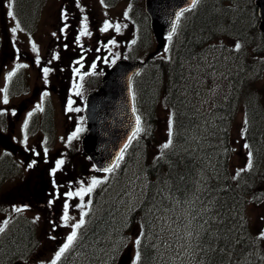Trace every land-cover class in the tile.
<instances>
[{
    "label": "rangeland",
    "instance_id": "obj_1",
    "mask_svg": "<svg viewBox=\"0 0 264 264\" xmlns=\"http://www.w3.org/2000/svg\"><path fill=\"white\" fill-rule=\"evenodd\" d=\"M8 0H0V7L3 5V2L7 4ZM31 1V0H29ZM230 1V0H227ZM236 3V8L231 9L230 11H226L225 15L230 19L232 22V27L234 29L243 28V26H246L247 19L242 14H239L238 10L245 9V4L243 0H233ZM233 2V3H234ZM29 3V2H27ZM32 3V2H31ZM62 8L65 9V13H61V11H58L59 6L63 5ZM71 5L73 8L76 9L78 14L77 21V27L80 33V30L82 28L83 23H87V30L90 33V35H84L81 36V39H84L86 41L91 40L94 41L98 36L100 37L99 41H102V45L99 48V52L97 53H90L87 56V62L86 65L93 63L95 65L100 64L103 65L107 61H109L112 57H114L116 54H123L125 53L131 44V40L133 36L130 34L129 29L127 27L126 21L122 18V15L120 14L124 8V2H119L116 6L106 8L102 5L101 0H42L41 6L43 5L44 8L40 6V10L37 13V19L36 22L32 24V52L33 54H45L46 52V45L51 41V37L58 39V30L60 27V18H64L65 20H69V22H72L73 19L71 18L72 13L68 12L65 6ZM32 6V5H31ZM238 7V8H237ZM27 11V9H25ZM243 16V17H242ZM4 18V17H3ZM12 20H15L11 18ZM10 17L6 15L4 21H8L7 26L5 25V29H7L8 35L10 38H13V33L11 31V26L9 24ZM107 20L112 27H110L107 31H101L100 29L104 26V21ZM245 23V24H244ZM116 25L120 26V30H116ZM1 24H0V38L2 36L1 31ZM221 31L223 30L220 29ZM248 31V30H247ZM97 33V34H96ZM55 34V35H54ZM123 35L124 40H118V37ZM250 35V34H249ZM63 40V39H62ZM219 44L214 43L213 47H215V51L220 52L219 49L224 50L227 47H235L236 43H234L232 40L222 37L219 38ZM109 41H114V43H109ZM33 44L36 46V51H33ZM174 47V46H173ZM168 55V52L165 54H161L159 57L162 59V61H165L164 58ZM220 56L223 58V60H219L218 58V64L222 63L224 60L228 64H235L237 61V57L234 56V58L228 53V52H221ZM204 57V55L202 56ZM192 66L188 67L190 69V72H198L196 79L189 78L187 80V84H190V91L186 92L185 95H181V98L184 99V103H186V99L188 97L191 98L193 101V104L191 103V106L195 109L194 113V122L191 126H185L180 127L178 130L179 138L181 142H185V145L189 148L186 150H191L193 155L201 160V164L204 166V168L208 169V172L206 173L201 171L198 173L199 183L201 179L203 181L207 180V178L212 174L214 176L213 172H210V169H215L218 162H222L221 160V154L225 150L227 151L226 157V164L230 170V172L240 170L244 167L245 164L248 163V151L244 147V139H243V119H242V113L236 112L235 115L232 116V118H226V114L222 110H217L214 107L215 102V96L219 93L220 89L216 85V80L213 79L209 75V71L205 70L204 72L201 71L202 63L197 62V60L192 59L191 62ZM92 64V66H93ZM35 68H32L31 73H36L38 71L37 68V61L34 62ZM241 65V62H240ZM13 66L6 68L2 74L1 79H4V76H6L11 70ZM77 69V68H75ZM207 73V74H206ZM216 73V71L212 72V74ZM77 79L80 75L79 72H74L73 74ZM160 75V74H159ZM37 76V75H36ZM35 76V78H36ZM156 80L158 82L155 87H152L153 82L152 79L149 77L144 85L149 86V89H156L158 85L162 84L160 82V78L158 75L156 76ZM159 80V81H158ZM28 81L34 84H38V82L33 81V78H28ZM183 83L179 85L170 84L171 88H176L177 91L180 92V86H182ZM163 86V85H162ZM257 86L259 92H261L264 96V72L260 75V77L257 80ZM81 88L79 85L78 89ZM78 89L75 91L74 95L78 96L81 94V91H78ZM158 93V92H157ZM244 96H241V94H226L227 99L232 100V103L234 104L238 100H243L242 97H245L246 100L250 101L254 99V94L250 93L249 90L245 89ZM160 92L158 93V104H156V110L155 115L158 118L156 125L152 128V133L150 136V140L153 143L152 150H158L160 147H162L163 144H165L168 141L169 138V120L170 117V104L163 101L162 98H160ZM262 96V97H263ZM239 97V99H238ZM143 100V99H142ZM147 101L146 99H144ZM218 103L222 108L225 107V103L220 98L218 100ZM239 103V102H238ZM184 109V108H183ZM185 110V109H184ZM183 110H180V113H182ZM58 116V113L56 114ZM191 120V119H190ZM189 120V122H190ZM143 129H145V126L143 125ZM212 130H216L212 135L210 132H213ZM173 134L172 131V121H171V135ZM140 133L138 134V137L140 138ZM223 136L225 138L223 139ZM225 141L224 147L218 146L214 141ZM262 143V142H261ZM210 146L209 148H206L207 146ZM179 148H181L178 145ZM206 148V149H205ZM184 149L183 147L180 149ZM131 154L134 157V160L132 161L133 164L130 167H125V163L120 168V173L115 172L109 175H105L104 173L98 175L95 180L101 181L104 180V182L109 186L108 189L110 190V193L115 195L117 193H120L122 197L120 198L121 201H129L128 205L123 209L122 206H119V212L123 214V216H126V211H133V206L138 201L139 197L142 196L144 190V183H145V177L143 170V162L141 160L144 159L145 161H150L149 156H154L156 153L151 152L149 155H139L138 151H132ZM205 154L209 155L206 156ZM219 154V158L217 156ZM262 161H264V151L262 150ZM31 175V173H30ZM120 175V178H119ZM31 176L29 177L28 181L30 180ZM215 178V176H214ZM222 178V177H221ZM217 181H219V178H215ZM219 179V180H218ZM15 180L13 177L7 182L13 183ZM217 183V182H216ZM98 184V183H97ZM89 182L85 180L82 183L81 189L86 190L89 186ZM13 186H10L7 190L12 191ZM197 192V191H196ZM257 192L256 197H252V194L249 193L246 195L245 198V207H244V219L246 223L248 224V227L250 231L255 234L259 238V248L260 252L262 253V256L264 258V238H261L260 233L264 231V212L262 209H264V179L262 178L260 181L259 188L257 187V191L252 190V193ZM0 196L5 198L7 201L6 203H16L18 205H30V200L27 197H14L13 195H6L3 194V189L0 190ZM199 199V197H198ZM242 200H244L242 198ZM195 202V203H194ZM88 203V193L87 191H84L82 195H77L75 197L71 198V204L69 206L68 212V220L65 222L61 217L57 219L56 227L57 230H54V239L55 238H62L65 239L66 236L70 233L72 230V225L75 223H78L80 220V213L82 211L86 210ZM119 203V199L117 200V204ZM193 203V204H191ZM197 204L196 198L194 197L190 201H185L183 203H177L175 213V216L170 215H164L163 213L159 214L158 217L160 219L154 221V223H151V225L148 224V227L151 228V230L154 231L156 235L159 236L158 232L163 235V237L168 241L172 240L173 243L169 245L167 242L161 241L159 242L161 245V248L159 250V258H158V264H200L197 256V251H199L200 255L202 256V251L207 254L209 250V245L202 244L200 241V238L196 239V236L198 235V231L202 228L203 233L205 232V223H200V220H194L195 216H202L203 221L206 220L209 216L208 215H202L203 209L201 207L198 208V212H192L191 214L187 215L188 212H191L192 208ZM15 207L12 206V210H14ZM34 214L38 215L40 219L43 220V214H40L38 210L33 209ZM182 213H181V212ZM77 214V216L75 215ZM180 213V216L178 215ZM201 213V214H200ZM242 217V216H241ZM5 216L0 215V226L2 225V222L5 221ZM19 218L25 219L24 213L21 212L19 214ZM243 218V217H242ZM210 220H213V217H210ZM118 223V219L116 220ZM124 223V222H123ZM122 221L119 223V227H115V234L113 233L114 228L109 227L107 228V237H108V246L107 251H118V254L116 255V264L122 254H127L130 256L134 255L135 251V241H136V234L134 231L130 232V236L126 237L125 234H123L122 238L118 236V228L121 230L123 229ZM61 228L63 231H59L58 229ZM109 230V232H108ZM191 233V235H189ZM41 236H43L42 232L40 231ZM20 236H16L13 244L17 242V240L20 239V241L23 240L25 237L24 234L19 233ZM165 243V244H163ZM196 243V245L194 244ZM194 244V246H193ZM47 249V248H46ZM107 253V254H106ZM108 252H105V258L103 253V260L98 261L99 264H107L105 263L107 259ZM96 257V256H95ZM264 260V259H263ZM96 263V262H95Z\"/></svg>",
    "mask_w": 264,
    "mask_h": 264
},
{
    "label": "trees",
    "instance_id": "obj_2",
    "mask_svg": "<svg viewBox=\"0 0 264 264\" xmlns=\"http://www.w3.org/2000/svg\"><path fill=\"white\" fill-rule=\"evenodd\" d=\"M233 2V0L227 2L225 0H198L195 7L186 11L185 14H188L189 17L185 20L186 24L184 25L185 27L183 26L182 32L174 37L176 42H179L175 47L173 55L169 51L166 61H162L161 59V61H157L154 65L150 64L148 71L145 73L144 80L138 84L139 90L146 95L145 99L147 102L144 106L149 107V111L153 106L158 87L161 85L168 87L173 102L177 98H180L181 95L183 96L186 92L190 91V84H187V80L189 78L196 79L198 74V72H190V69H188V67L192 66V63H190L192 59L203 64L199 72L208 70L209 75L217 80L216 82L219 85L222 83V80L225 81V88L229 92H237L239 89L240 93H242L243 90L253 85L254 89L258 88L257 80L264 69V41L255 28V10L250 0H243L245 9L238 11L239 14L243 13V16L247 19L246 26L236 30L232 27L230 19L225 15L226 11L236 8V3ZM32 4H35L34 0H32ZM132 4L133 0H131V7ZM135 4L140 6V0H135ZM139 13L144 19L143 40L148 43L151 37L147 27L146 16L142 13L141 8ZM222 28L223 34L228 39L234 43H236V40L241 43L239 49H234L235 47L231 46L224 50L219 49L220 52L215 51L216 48L213 47V44H219L218 39L221 38L222 32L220 29ZM171 43H174V39L171 40ZM221 52H228L233 58L236 56L238 59L235 64H228L224 60L222 63L216 65L218 58L219 60H223L220 56ZM203 55L204 57H202ZM214 71L216 73L212 74ZM157 75L162 84L158 85L156 89L151 90L149 86L144 85L145 79L147 81L150 77L153 82L152 87H155L158 84L156 80ZM181 83L183 84L180 86V92L177 91V87H170V84L179 85ZM243 103L246 110V118L249 120L246 131L250 143L255 146L254 144H258L260 141L258 139L259 134L263 133L264 107L257 100V97L251 100V102L243 100ZM177 104L178 112H180L183 104L178 100ZM223 110H228V106H225ZM182 113L178 115L183 117L184 124H187L189 118H187V115L183 116ZM140 151H144V149L139 150V153ZM143 154L145 153L143 152ZM143 165L146 170L148 183L139 208L148 223H154L155 218L159 216L160 213L156 211L157 207L169 206L170 202H173V198L183 203L194 193L200 199V195L206 187L215 185L214 190L218 193H213V190L206 202L210 204L209 212H205L206 215L209 213V217L207 218L209 220L205 222L206 228L201 243L209 245V250L207 254L202 251L204 264L233 263L248 251L249 248H252L254 242L244 233L245 228L240 214L242 211V195L247 191H251L256 183V175L253 172L239 173V176L236 177L237 180L233 181V185L227 182V176L224 180H219V182L215 178H212L207 182L205 187L201 190H196L198 184L195 186V183L197 182L198 169L201 167V160L196 158L191 151L180 150L178 147L171 148V150L169 149L164 153L161 159L157 158L155 161H145ZM219 167L221 176H225L226 173L222 162H219ZM108 211L111 210L109 209ZM150 212H153V214ZM170 215L175 216L176 214ZM178 215L180 216V214ZM113 217L114 211L112 210L110 214H105L95 224L96 226L94 225L96 232H89L87 235L90 241L97 242L100 245L101 240L107 236L106 231L110 227L109 224ZM210 217H213V220H210ZM148 236L147 233H144L141 237L138 251L139 258L135 264H158L159 250L157 246L163 240L158 239L156 244L151 245ZM7 242V240L4 241L2 245H5ZM17 242L20 244V239Z\"/></svg>",
    "mask_w": 264,
    "mask_h": 264
},
{
    "label": "water",
    "instance_id": "obj_3",
    "mask_svg": "<svg viewBox=\"0 0 264 264\" xmlns=\"http://www.w3.org/2000/svg\"><path fill=\"white\" fill-rule=\"evenodd\" d=\"M144 2L150 18V27L158 42L155 50L157 52L164 45V35H168L173 23L177 22L176 13L191 6L192 0H144ZM254 2L260 16L258 28L264 33V0H254ZM142 64L138 61L125 60L114 62L104 70L98 93H101V90L102 92L110 90L109 93L115 91L119 94L120 86L126 85L132 73L138 71ZM121 92L116 96L124 97L127 92L130 94L128 85L126 91L121 87ZM100 108H96L93 104L87 105L86 117L89 129L83 137L82 144L96 168H110L131 132L135 130L137 122L132 107L130 112L123 114L124 119L114 117L110 109H105V113H99Z\"/></svg>",
    "mask_w": 264,
    "mask_h": 264
},
{
    "label": "snow or ice",
    "instance_id": "obj_4",
    "mask_svg": "<svg viewBox=\"0 0 264 264\" xmlns=\"http://www.w3.org/2000/svg\"><path fill=\"white\" fill-rule=\"evenodd\" d=\"M77 2H78V0H77ZM197 2H198V0H192V7H195V5L197 4ZM187 9H182L180 12H177L176 13V21L178 22L179 21V19H180V17L182 16V14H183V11H186ZM7 15H8V17H11V18H13V19H15V17H14V13H13V10H12V3H11V0H9V4H8V11H7ZM125 16H127V12L125 13ZM20 26H19V24L17 23L16 24V26L14 27V28H12L11 29V31L13 32V33H15L16 32V30L19 28ZM67 27V25H65V28ZM110 27H112V25L107 21V20H105L104 21V26L100 29L102 32L103 31H107ZM176 27H177V24L176 23H173V25H172V30H171V32L169 33V40L171 39V37H172V34L176 31ZM116 30L117 31H119L120 30V26L119 25H116ZM62 31H63V29H62ZM55 35V34H54ZM84 35H90V33L88 32V30H87V23H83L82 24V28H81V30H80V33H79V35L76 37V39H77V41H79V39H80V37L81 36H84ZM109 43H114V41H109ZM237 49H239L240 48V44L239 43H237L236 44V46H235ZM166 51H167V49H165ZM33 51H36V46H35V44H33ZM53 59H56V57L54 56L53 57ZM37 63H39V57L37 56ZM19 67H26V65H17V68H19ZM93 67H95V64H93ZM15 71H16V69H13V71L12 72H10V73H8V78H11V76H13L14 74H15ZM43 72H44V75H45V77L47 76V74H48V72H49V69L48 68H44L43 69ZM74 72H79V69H74ZM44 95H47V93H44ZM7 95H5L4 96V98H3V102L4 103H7ZM71 103H72V101L71 100H69V105H71ZM36 109L37 110H42V105L41 104H38L37 106H36ZM69 110H71V108H69ZM77 111L79 110V109H76ZM32 115V113L31 112H29L28 113V116L30 117ZM136 128H135V130H134V132H133V134H132V136H130L129 137V142H131V140L132 139H134L135 138V136L139 133V132H141V131H143V129L140 127V117L139 116H137L136 117ZM27 126V120H25V127ZM80 131H82V129L81 128H77V130L75 131V132H73L69 137H68V140L69 141H71L72 139H74L77 135H78V133L80 132ZM171 143H172V140H171V119L169 120V140H168V142L167 143H165V144H163L162 145V148L163 149H167L170 145H171ZM128 147V145L127 144H125V146H124V148L126 149ZM244 147L245 148H248L249 146L247 145V144H245L244 145ZM47 150H45V152H46ZM122 154H123V149H122V151H121V156L120 157H118L117 159L119 160V159H122ZM35 163V161H33V164ZM64 163V161L63 160H57L56 161V167L55 168H53L52 169V172L53 173H55L56 171H57V169H59L60 167H61V165ZM118 166V164H114L111 168H108V169H105V171H112L113 170V168L114 167H117ZM251 166H252V153L251 152H249L248 153V164H247V168H251ZM29 167L31 168L32 167V164H29ZM246 169H240V170H238V172H237V175H239V172L240 171H245ZM97 183H99V181H97V180H93L92 181V184L86 189V190H84V189H81V191L80 192H78V193H76L77 195H82V193L84 192V191H87V192H91L92 191V188H94L95 186H96V184ZM67 195L68 196H72V193L71 192H69V193H67ZM50 203H51V201H50ZM65 213H64V216H63V220L65 221V222H67V220H68V215H67V208H68V205H67V203L65 204ZM21 209L20 208H16L15 209V211H20ZM83 216H84V213H82L81 214V218H80V220H79V222L78 223H76V224H74V225H72V228H73V231L71 232V234L70 235H68V237H67V242L56 252V254H55V258L52 260V262H51V264H56V260H58L59 258H60V256L70 247V245L73 243V241L76 239V236H77V232H76V229H78V228H80L83 224H84V219H83ZM0 231H3V229L2 228H0ZM189 235H191V233H189ZM260 236H261V238H264V231H262L261 233H260ZM136 243H137V245L140 243V241H139V239H137V241H136ZM137 258H139V253H137Z\"/></svg>",
    "mask_w": 264,
    "mask_h": 264
},
{
    "label": "flooded vegetation",
    "instance_id": "obj_5",
    "mask_svg": "<svg viewBox=\"0 0 264 264\" xmlns=\"http://www.w3.org/2000/svg\"><path fill=\"white\" fill-rule=\"evenodd\" d=\"M82 43H83L82 45H84V46L87 45L86 42H82ZM5 47L6 48L9 47V43L8 42L5 43ZM75 50L77 52H75V51L69 52V54L71 56H73V57H76L77 55H80V54H84L83 51L85 50V48L84 49H81L80 47L76 46L75 47ZM61 61H63V60H61ZM61 78H62V74H60V75L58 74L57 77H56L55 83L52 84V85H55L56 89L58 88L57 83L59 82V80ZM52 85L49 86V87L51 88ZM47 88H48V86L45 85V84H42L40 86V88L35 87L33 89L34 91L30 95L25 96V100L27 101L26 104L29 105V106H37L38 104H41L43 106L44 105V102H46V100H44V98H48V97H52L53 98L54 95L56 94V92L53 91V90H52V93L50 94V92L47 90ZM44 93H47V95H44ZM42 96H43V101L40 100ZM66 97H67V95L65 93V98ZM12 105H14V103H12ZM22 108H24V105H21V108L20 109H17L15 112L22 114L23 113ZM77 109H79V110L78 111L77 110L75 111L74 109H72L71 111L65 112V116L68 117L70 113H74L75 112L74 116H78V119L77 120L80 121L81 111H80V108H77ZM64 110H65V103L63 101V103L60 106V111L61 112H64ZM10 125H12V124L10 123ZM2 133H3V135L1 137V139H3V140L9 139L8 133H6V132H2ZM15 147L18 150H21L22 149V145L21 144H16Z\"/></svg>",
    "mask_w": 264,
    "mask_h": 264
},
{
    "label": "bare ground",
    "instance_id": "obj_6",
    "mask_svg": "<svg viewBox=\"0 0 264 264\" xmlns=\"http://www.w3.org/2000/svg\"><path fill=\"white\" fill-rule=\"evenodd\" d=\"M189 152V151H188ZM206 156H209V155H207V154H205ZM197 158V157H196ZM127 159L129 160V161H133L134 160V157H133V155L132 154H128L127 155ZM209 170H211L210 172H215V171H217L218 170V165H216V167H215V169H210L209 168ZM206 171L208 172V169H206ZM142 172L144 173V176H146V170L145 169H143L142 170ZM149 178V177H148ZM145 180V179H144ZM197 184H199V178H198V174H197V182L195 183V186L197 185ZM214 186L215 185H209L208 187H206L205 189H204V191L202 192V194L200 195V199H198V195L196 194V193H194L191 197H189L188 199H186V201H190V200H192L194 197L196 198V201H197V204L195 205V206H197V205H199V203L200 204H203V203H206L207 202V200L209 199V195H211V193H212V191L215 189L214 188ZM171 189H172V186H171ZM169 192H170V190H169ZM213 193H218L216 190H214L213 191ZM170 198H172V197H170ZM185 202V201H184ZM177 203H179L178 202V200L177 199H174L173 198V202L171 201L170 202V205L169 206H160V207H157L156 208V211L158 212V213H163L164 215H169V214H171V213H175V209H176V205L175 204H177ZM195 203V202H194ZM191 204H193V203H191ZM155 208V207H154ZM192 208V210H191V212H198V208H196V207H191ZM181 212V211H180ZM151 214H153V212H150ZM182 213V212H181ZM199 213V212H198ZM178 214H180V213H178ZM201 214V213H200ZM206 215V214H205ZM207 215H209V213H207ZM197 218H199V216H195V218L194 219H197ZM88 233H89V229H87L86 230V237H87V235H88ZM248 250H250V248L248 249Z\"/></svg>",
    "mask_w": 264,
    "mask_h": 264
}]
</instances>
